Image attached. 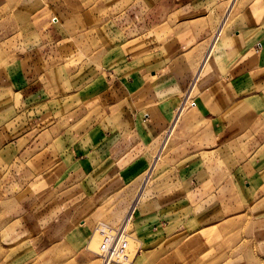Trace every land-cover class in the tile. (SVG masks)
I'll return each mask as SVG.
<instances>
[{
	"label": "crops",
	"instance_id": "crops-1",
	"mask_svg": "<svg viewBox=\"0 0 264 264\" xmlns=\"http://www.w3.org/2000/svg\"><path fill=\"white\" fill-rule=\"evenodd\" d=\"M218 6L216 0H170L160 29L107 48L96 57L97 67L104 68L97 73L100 80L79 91L68 80L72 90L61 95L59 76L42 75L28 90L32 105L26 112L37 113V123L50 119L48 126L38 131L36 142L7 148L20 151L24 171L38 182L51 173L63 175L60 184H75L83 199L114 200L113 219L134 197L126 183L166 136L168 174L142 191L133 206L140 250L132 264H215L217 246L205 236L216 215L235 214L226 208L237 206L242 214L264 215V0H253L219 28L207 16L213 11L220 23ZM51 34L59 37L55 31L45 36ZM67 49H49L52 62L39 58L38 69L45 72L56 60L61 64L71 54ZM190 86L197 91L194 111L183 112L189 96L178 97ZM71 101L81 107L68 111L66 124L56 119L51 103L61 107ZM27 200L0 225L5 264L28 262L24 247L43 233L44 189Z\"/></svg>",
	"mask_w": 264,
	"mask_h": 264
},
{
	"label": "rangeland",
	"instance_id": "rangeland-1",
	"mask_svg": "<svg viewBox=\"0 0 264 264\" xmlns=\"http://www.w3.org/2000/svg\"><path fill=\"white\" fill-rule=\"evenodd\" d=\"M216 1H219L216 11L220 23L213 11L207 16L219 28L223 21L225 26L253 0ZM169 11L170 0H0V225L11 216L12 209L21 208L38 190L44 189L46 194L42 209L43 233L24 247L29 261L21 264H132L135 260L140 239L133 233V206L142 191L150 190L167 173L163 163L165 142L162 144L166 136L157 143L156 152L146 156L140 172L126 183L134 197L129 208L113 219L110 216L114 200L83 199L74 189L75 184L68 180L60 184L63 175L51 173L44 182H38L24 171L20 151L7 148L13 146L11 143H26L30 139L36 142L38 131L48 126L50 119L37 123L38 114L26 112L32 105L26 101L28 90L36 88L42 75L46 74L49 80L59 76L61 95L72 90L65 83L68 80L75 91L84 84L99 81L97 73L104 68L97 67L100 60L96 57L110 46L118 47L126 38L129 41L148 29L158 31ZM50 31L57 32L59 37L45 36ZM213 33L211 42L216 35ZM220 35L218 40L222 41ZM55 47L68 48L71 54L65 55L61 64L58 60L50 63L45 72L38 69L44 58L52 62L48 59L52 51L48 50ZM116 61L114 58L111 70ZM191 89L190 86L185 96L178 97L189 96L183 112L194 111L190 103L194 102L197 91ZM80 104L71 101V106L60 107L58 102H52L51 106L58 109L56 119L67 124L70 122L64 116L80 108ZM228 211L236 213H218L215 226L205 236L209 245L217 246L212 253L217 258L215 264H264V235H261L264 215L242 214L238 206L227 207ZM209 225L212 224L205 223ZM7 253L0 250V264H5L3 257Z\"/></svg>",
	"mask_w": 264,
	"mask_h": 264
},
{
	"label": "built area",
	"instance_id": "built-area-1",
	"mask_svg": "<svg viewBox=\"0 0 264 264\" xmlns=\"http://www.w3.org/2000/svg\"><path fill=\"white\" fill-rule=\"evenodd\" d=\"M190 107L192 108V107H195V103L194 102H191L190 103Z\"/></svg>",
	"mask_w": 264,
	"mask_h": 264
}]
</instances>
